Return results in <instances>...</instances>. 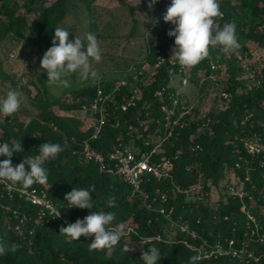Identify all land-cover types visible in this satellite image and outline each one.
<instances>
[{
    "label": "trees",
    "instance_id": "16d2710c",
    "mask_svg": "<svg viewBox=\"0 0 264 264\" xmlns=\"http://www.w3.org/2000/svg\"><path fill=\"white\" fill-rule=\"evenodd\" d=\"M74 1L85 7L90 42L97 40V0H0V44L15 40L36 48L43 71L37 79L43 91L36 85L33 97L35 116L26 117L14 98L0 104V179L6 182L0 183V264H252L231 256L198 260L195 247L202 240L231 239L237 248L248 242L264 264V243L241 210L244 204L264 227V0H171L172 17L140 60L112 77L88 78L67 100L52 99L43 61L67 49L62 24ZM111 1L134 11L127 0ZM137 27L135 21L130 34ZM248 43L262 51L254 63ZM93 48H77L80 66ZM175 54L184 56L188 83L199 96L210 83L219 89L209 110L194 105L168 136L163 107H173L185 76ZM0 77L10 79L3 71ZM99 89L107 98L99 104L103 124L93 138L89 109ZM54 106L64 113L86 109L91 124L57 114ZM256 140L263 150L252 156L246 145ZM85 142L104 157L103 170L85 156ZM116 148L138 159L150 155L153 164L169 162V177L145 175L140 192L134 191L111 173L109 156ZM232 173L247 192L243 201L222 184ZM213 187L219 201L209 197ZM21 190L44 193L55 211L33 204ZM172 222L187 224L195 237Z\"/></svg>",
    "mask_w": 264,
    "mask_h": 264
},
{
    "label": "rangeland",
    "instance_id": "374dc122",
    "mask_svg": "<svg viewBox=\"0 0 264 264\" xmlns=\"http://www.w3.org/2000/svg\"><path fill=\"white\" fill-rule=\"evenodd\" d=\"M53 1L46 0V4ZM127 1L129 6L135 7L133 13L118 1L97 0L94 3L92 15L97 32L93 35L98 37L92 42L89 39V19L85 7L74 1L77 5L70 7L62 24L64 34L61 40L67 49H62V54L52 53L43 61L47 69L44 86L50 98L67 100L70 92L82 87L88 78L112 77L113 71H121L131 60H140L142 49L154 38L157 29L172 17L171 0ZM156 20L158 22L153 24ZM135 21L138 22V27L134 34H130ZM92 47H95L94 51L85 56L80 66L77 48ZM248 47L252 52L249 63H254L260 58L262 51L251 43H248ZM38 57L36 48L26 46L24 42L9 40L0 44V71L10 77H0V104H7L12 98L20 101V110L26 117L37 113L33 104V97L37 93L36 85L43 91L37 81L43 72L37 64ZM218 89V85L210 83L207 91L199 96L196 87L186 84L185 87L179 85L177 91L183 93V102L199 105L203 111H207ZM53 110L61 115H74L87 127L91 124V117L86 111L64 113L56 106ZM225 183L226 180L222 184ZM219 196V190L213 189L211 199L215 201Z\"/></svg>",
    "mask_w": 264,
    "mask_h": 264
},
{
    "label": "built area",
    "instance_id": "2783aa9c",
    "mask_svg": "<svg viewBox=\"0 0 264 264\" xmlns=\"http://www.w3.org/2000/svg\"><path fill=\"white\" fill-rule=\"evenodd\" d=\"M174 57L178 59V62L181 63V67L183 70V73L185 76L182 78V82L180 85H183L184 87L186 84L188 85V80L186 76V63L185 58L182 54H175ZM157 66V65H156ZM215 65H212V69H215ZM173 72L172 69L170 71ZM217 79L212 76L211 81H216ZM121 84H125V82H121ZM183 93H177L176 99L173 101V107L171 109H168L166 107H163V110L166 113V132L168 136H170L175 128L177 126L182 127V119L186 116L191 115L194 106L190 105L188 102L182 101ZM220 96L223 99H227L228 95L225 92H221ZM107 98L103 94V91L101 89L98 90V97L95 100V102L91 105L90 111L94 115L93 117V135L92 137L95 138L101 131V127L103 124V115L101 108L99 104L101 102H104V100ZM133 103V99H131L128 102V105ZM180 107V110L177 113L176 108ZM125 109V107H124ZM84 111H87L84 109ZM97 113H100V116H96ZM160 146V145H158ZM247 151L250 155L255 156L257 153L263 150V147L260 145V143L256 140L254 142L247 143ZM85 156L89 159H94L95 162H97L100 165V169L103 170L105 168V161L104 157L95 151H93L88 142H85L84 147ZM109 159L111 161L115 162L114 169L111 170V173L118 176L119 178L123 179L125 182L129 183L133 186L134 191L140 192L141 183L143 181V177L145 175H152L156 179L161 180L164 178H168L171 171V165L169 162H164L163 164H153L150 159V155H143L140 159L136 157V155L128 150L123 148H116L109 156ZM237 167L239 165L237 164ZM237 178L232 173L229 175L226 181V190L227 194L229 196H232L234 198H239L241 201L244 200L245 196L247 195V192L242 189V187H238L237 184ZM0 183H6L4 179H0ZM11 189V187H9ZM216 189L215 187L212 188ZM212 190L209 193V197L212 195ZM22 194H24L29 201H31L33 204L46 207L48 209H51L52 211H55V209L52 207L49 200H47L46 195L39 194L36 190H21ZM220 196L217 200L219 201ZM241 210L245 212L247 215L249 221L247 223V227L254 226V230L252 234L257 235V241H260L261 243H264V227H261L260 224L257 222L256 218L252 216L246 209V206L243 204ZM162 214H165L167 216L170 215L171 211L168 213L165 212L164 209H161L160 211ZM173 223V222H172ZM66 224L74 229L77 232H84L79 226L72 224L71 222H67ZM176 225L180 231L191 234L192 237H195V233L193 231H190L189 226L187 224H179V223H173ZM245 244H242L240 248L236 247V241L234 239L227 240L225 243H222L220 241L214 242V244H211L207 240H202L201 245L199 247H195V250L198 252V260H211L213 258H218L220 256H231L233 258H238L240 260H246L249 261L252 264H261V255L256 254L255 251L252 249H249L248 242H243Z\"/></svg>",
    "mask_w": 264,
    "mask_h": 264
}]
</instances>
